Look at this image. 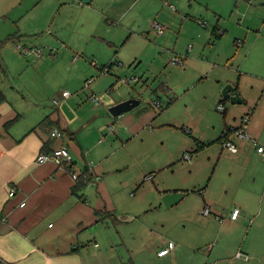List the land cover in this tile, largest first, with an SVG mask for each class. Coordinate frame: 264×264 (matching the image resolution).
Instances as JSON below:
<instances>
[{"label": "rangeland", "instance_id": "374dc122", "mask_svg": "<svg viewBox=\"0 0 264 264\" xmlns=\"http://www.w3.org/2000/svg\"><path fill=\"white\" fill-rule=\"evenodd\" d=\"M92 5L97 13L83 0H0V58L7 78L27 96L49 94L52 111L57 94L69 91L72 98L61 112L86 123L82 135L93 133L88 143L100 146L97 154L105 160L89 188L100 195L96 184L105 179L107 203L118 221L94 227L99 246L84 245L83 262L264 264V164L256 155L248 172L239 168L242 174L227 157L232 153L224 148L228 154L219 160L221 143H211L226 125L235 127L251 113L244 103L226 99L223 117L218 106L228 85L240 76L241 98L256 102L264 94V0H94ZM215 26L221 38L213 34ZM17 44L39 48L41 58L24 56ZM79 53L83 58L72 62ZM180 57L183 66L173 63ZM111 63L113 70L101 74L100 67ZM88 67L98 105L85 87ZM132 76L140 80L123 82ZM131 98L141 103L124 114L136 116L139 109L147 114L139 131L121 133L125 126L109 108ZM252 151L257 153L256 147ZM187 154L191 160L184 159ZM212 177L230 189L217 186L212 196L223 207L204 215L202 200L192 192L199 193ZM253 186L259 195L246 208L236 193ZM178 188L188 194L167 207L165 192ZM235 208L240 228L216 235L215 221L229 223ZM170 241L176 248L159 257ZM239 251L249 260L236 258Z\"/></svg>", "mask_w": 264, "mask_h": 264}, {"label": "crops", "instance_id": "0c3cea01", "mask_svg": "<svg viewBox=\"0 0 264 264\" xmlns=\"http://www.w3.org/2000/svg\"><path fill=\"white\" fill-rule=\"evenodd\" d=\"M93 1L86 3L89 4L87 9L97 13L92 5ZM215 28L216 26L213 30ZM79 54L80 59H82L84 54ZM77 61L79 58L77 60L72 59V62L76 63ZM80 65L87 66L84 63H80ZM91 66L98 68L92 64ZM93 72L88 67L86 74H90L89 77H91ZM8 75L9 70H6L0 58V95L5 98V101L0 104V259L5 264H85L83 262L85 249L83 246L90 243H94V247L99 246V233L97 230H93L94 227L99 224L108 225L109 221L113 223L118 221L112 212L111 205L108 206L107 203L105 179L96 184L100 195H98L97 190L93 189V185L89 188L90 184L96 183L97 178L103 173L101 165L105 160L97 154V148L100 146L95 143H88L89 136L93 133L87 132V134L82 135L81 130H88L85 126L86 123H82L79 118L74 119L70 115L64 114L63 111L61 112V108H65L71 100L72 94L66 98L62 95L65 90L59 92L56 96L58 104L54 103L55 99L52 100L56 106L55 111H52V108L46 105L50 99L49 94L36 92L27 96L14 86V82L7 78ZM94 82L89 88L93 94H95L93 91ZM15 84L17 85V83ZM232 86L242 96L240 76ZM254 88V86L251 87L252 90ZM95 89H98L97 86ZM40 91L44 90L41 89ZM222 97L225 98L223 94ZM242 98L244 99V107L251 109L245 129L247 137L242 138L236 133V129L240 128L241 116L236 126L230 127L234 130L232 129L227 139L236 147L238 144L239 147H237L236 152L228 149L232 154L227 157L230 158L229 161L238 165L239 172L243 174L244 172L239 168L248 172L251 168L252 159L256 155L264 164V157L258 151L257 153L252 151V148L256 147L254 142L264 145V94L256 102L245 96ZM227 100L230 101L228 98ZM223 102L225 105L226 100ZM160 107L162 106L160 105ZM142 112L144 109L137 110L136 116H126L125 114L119 116L120 123L125 126L121 133L126 132L127 134L130 130L132 132L139 131L138 129L142 127L144 122V116L147 114L143 115ZM227 112L228 109L225 107L224 113L221 112L224 118H226ZM10 120L14 121L8 125L7 122ZM55 129L62 133L60 138L51 136V132ZM108 129L111 131V126ZM219 138L213 139L214 141L211 143H215L214 145L221 143L222 152L219 160H222L225 157L223 153H228L223 146L225 141L221 142ZM97 142L100 144L102 140L98 139ZM63 145L67 146L74 156V169L78 172L87 170L92 176L91 181L82 189L77 188V181L72 178L71 172L67 168H60L53 162H36L40 152H48ZM210 147L214 146L208 148L210 149ZM199 148L198 150H200ZM191 157L189 155V159L186 160H191ZM98 161L100 164H96ZM220 185H223L226 192L229 191V183L224 185L217 182L215 184L212 177L199 193L192 192V194L197 196L200 201L202 200L204 206H209L210 210L211 208H221L223 205L212 196L214 190H217V186L220 188ZM12 187L16 189V193L10 196ZM239 187L242 188V185ZM171 191H183L186 192V195L188 194V190L181 188ZM258 195L257 188L254 186L247 191H237L236 193L237 199L246 208L251 207L253 202L255 204V198ZM23 203L24 205H22ZM201 206L202 204L199 205V208ZM199 208L197 209L199 210ZM260 209H262L261 206L259 212ZM234 210H238V208ZM96 211L106 215V218H102L100 221ZM239 216L240 211L238 217L236 219L231 217L229 223L215 221L218 227L214 230L215 234L219 235L224 229L240 228L237 224ZM205 230H209V228ZM85 241L88 244H85ZM175 248L174 244L168 254ZM239 252L249 256L248 253ZM236 254L235 257L238 258ZM166 255L160 256L158 254L159 257ZM238 259L247 261L244 258Z\"/></svg>", "mask_w": 264, "mask_h": 264}, {"label": "built area", "instance_id": "2783aa9c", "mask_svg": "<svg viewBox=\"0 0 264 264\" xmlns=\"http://www.w3.org/2000/svg\"><path fill=\"white\" fill-rule=\"evenodd\" d=\"M172 8H174V7L172 6ZM153 27L157 30L158 34H163L164 27L162 25L156 23L153 25ZM16 49L19 53H21L25 56H28V57L34 56V57H37L39 59V58H41V55H42L41 50L39 48L33 47V46H22L20 44H17ZM80 57H81L80 54H77L74 56L73 60H77ZM173 63L177 64L179 66H183V64H184L183 58L182 57L175 58L173 60ZM91 64L93 66H98L96 61H92ZM111 69H112V67H110V65H103L100 67V73L101 74L109 73L111 71ZM139 80H140L139 78L132 76L130 78L123 79V82L126 84H132L133 82H138ZM94 81H95V77H91V78L87 79L85 81V87L90 88L91 84ZM62 95L64 97L68 98L71 96V93L69 91H64V92H62ZM90 97H91V101L95 105H98L100 103V99L97 97L96 94L92 93ZM54 103L58 104V100L55 99ZM154 104L157 107L160 106L159 102H155ZM218 109L221 112H224L225 111V105L223 103H220V105L218 106ZM248 121H249V114L242 117L240 128L238 130L236 129V133L242 138L247 137V135L245 134V129L247 127ZM111 129H113L112 126H111ZM51 136L54 138H60L62 136V133L58 129H55L51 132ZM254 143L256 144V149H257L258 153H260L262 155V157H264V145L258 144L256 142H254ZM223 146L232 152L237 151V147L229 140H226L223 143ZM186 159H189L188 154L186 155ZM36 162L37 163L53 162L55 165H57L60 168H67L68 170H70L71 176L75 181H77L79 176L83 173V172H78L74 169L75 168L74 156L70 152V149L65 145L54 148V149L50 150L49 152H40L36 158ZM15 193H16V189L14 187H12L10 189V196H13ZM22 205H24V203ZM210 213H211V210H210L209 206H205L203 208V214L209 215ZM238 214H239V210H234L231 217L233 219H236L238 217ZM173 246H174V243L170 242L168 247L160 250L158 254L160 256L168 254L170 252V249L173 248ZM237 257L238 258H244L245 260L249 259L248 255L243 254L241 252L237 253Z\"/></svg>", "mask_w": 264, "mask_h": 264}, {"label": "water", "instance_id": "95a60500", "mask_svg": "<svg viewBox=\"0 0 264 264\" xmlns=\"http://www.w3.org/2000/svg\"><path fill=\"white\" fill-rule=\"evenodd\" d=\"M84 3H89L91 0H83ZM223 95L228 98L232 104H243L244 99L241 98L239 92L232 86L228 85L224 91ZM140 100L137 99H128L122 102H119L109 108V111L112 116L119 117L124 113L130 112L135 107L140 105ZM186 195V192L183 191H170L164 194L163 202L167 207H172L178 204Z\"/></svg>", "mask_w": 264, "mask_h": 264}, {"label": "trees", "instance_id": "16d2710c", "mask_svg": "<svg viewBox=\"0 0 264 264\" xmlns=\"http://www.w3.org/2000/svg\"><path fill=\"white\" fill-rule=\"evenodd\" d=\"M213 34H215L218 38H220L223 35V32L220 31L217 27L213 30ZM110 67H113L114 63L109 64ZM223 99L220 101V103H224L227 98L222 97ZM5 101L4 96L0 95V104H2ZM224 113V112H223ZM14 120H10L7 122L8 125H10ZM232 129L230 127L226 126V128L223 131L222 136L219 138V141L223 142L228 139L229 133H231ZM49 152V151H48ZM92 179V176H90V173L86 170L84 171L78 178L77 180V188L82 189L84 188L87 183H89ZM96 214L99 216V220L105 219L106 215H103L100 211H96ZM0 264H5L1 259H0Z\"/></svg>", "mask_w": 264, "mask_h": 264}]
</instances>
